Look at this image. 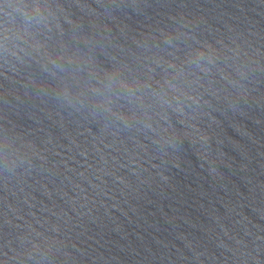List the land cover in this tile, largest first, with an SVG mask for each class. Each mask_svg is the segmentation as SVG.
Wrapping results in <instances>:
<instances>
[{"label":"water","instance_id":"obj_1","mask_svg":"<svg viewBox=\"0 0 264 264\" xmlns=\"http://www.w3.org/2000/svg\"><path fill=\"white\" fill-rule=\"evenodd\" d=\"M0 264H264V0H0Z\"/></svg>","mask_w":264,"mask_h":264},{"label":"clouds","instance_id":"obj_2","mask_svg":"<svg viewBox=\"0 0 264 264\" xmlns=\"http://www.w3.org/2000/svg\"><path fill=\"white\" fill-rule=\"evenodd\" d=\"M7 8H12L15 11H21V12H23V9L21 8L20 5H7ZM32 8L36 12H39V10H40V6L39 5H33ZM24 15H27V13H24Z\"/></svg>","mask_w":264,"mask_h":264}]
</instances>
